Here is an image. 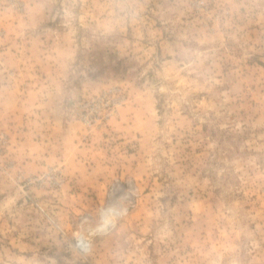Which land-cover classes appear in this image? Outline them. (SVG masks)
Wrapping results in <instances>:
<instances>
[{"label": "rangeland", "instance_id": "1", "mask_svg": "<svg viewBox=\"0 0 264 264\" xmlns=\"http://www.w3.org/2000/svg\"><path fill=\"white\" fill-rule=\"evenodd\" d=\"M0 264H264V0H0Z\"/></svg>", "mask_w": 264, "mask_h": 264}]
</instances>
